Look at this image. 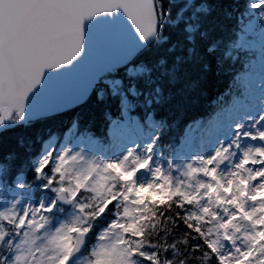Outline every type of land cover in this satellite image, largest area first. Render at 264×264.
Masks as SVG:
<instances>
[{
  "label": "snow or ice",
  "instance_id": "obj_1",
  "mask_svg": "<svg viewBox=\"0 0 264 264\" xmlns=\"http://www.w3.org/2000/svg\"><path fill=\"white\" fill-rule=\"evenodd\" d=\"M0 264H264V0H0Z\"/></svg>",
  "mask_w": 264,
  "mask_h": 264
}]
</instances>
